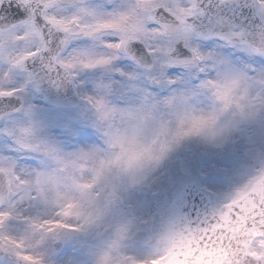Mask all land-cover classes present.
Listing matches in <instances>:
<instances>
[{
	"label": "snow or ice",
	"instance_id": "obj_1",
	"mask_svg": "<svg viewBox=\"0 0 264 264\" xmlns=\"http://www.w3.org/2000/svg\"><path fill=\"white\" fill-rule=\"evenodd\" d=\"M85 71L67 150L15 98ZM0 103V264H264V0H0Z\"/></svg>",
	"mask_w": 264,
	"mask_h": 264
},
{
	"label": "rangeland",
	"instance_id": "obj_2",
	"mask_svg": "<svg viewBox=\"0 0 264 264\" xmlns=\"http://www.w3.org/2000/svg\"><path fill=\"white\" fill-rule=\"evenodd\" d=\"M95 79L96 74L91 71L80 72L78 75H74L78 98L80 99V103L76 106H52L46 103L43 96L32 89L29 84L26 91L15 99L24 103L21 108L26 109L31 107V120L40 127L42 135L48 139L62 143L67 150H72L75 147L82 146L84 143H94L97 140L95 129L87 122L91 116V111L90 106L84 98L87 95L94 94ZM26 81L27 75L17 76L13 79V83L16 86H20ZM63 101L74 102L75 99L70 98L68 95ZM4 107L7 106H0V111ZM7 112L9 114L12 113L10 111ZM27 119V117L21 116L20 123H27ZM5 123L6 121L0 119V146L5 143L6 139L3 134V125ZM184 156L185 158H191L190 153H185ZM173 190V187L165 181L158 196L152 197L149 195L148 199L152 200L154 205L156 203L165 204L171 198Z\"/></svg>",
	"mask_w": 264,
	"mask_h": 264
},
{
	"label": "water",
	"instance_id": "obj_3",
	"mask_svg": "<svg viewBox=\"0 0 264 264\" xmlns=\"http://www.w3.org/2000/svg\"><path fill=\"white\" fill-rule=\"evenodd\" d=\"M29 71H31V69H29ZM30 84L36 90L43 92L46 98L54 104L76 106L79 103V99L77 98L75 87L73 85V77L71 78L70 82L53 83L52 80L45 78L41 81H38L36 83H30ZM68 95L70 96V98L75 99V101L74 102L63 101L65 97H68ZM21 105H22V102L19 101V103L17 104V107H20ZM7 110H10V109L8 107H4L0 111V114H3ZM198 199L199 198L195 196L189 198L190 201L198 200Z\"/></svg>",
	"mask_w": 264,
	"mask_h": 264
}]
</instances>
